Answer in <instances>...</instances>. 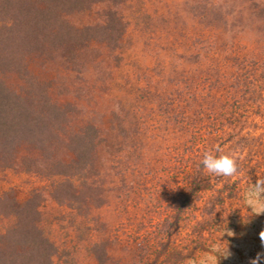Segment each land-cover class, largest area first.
<instances>
[{
	"label": "rangeland",
	"instance_id": "rangeland-1",
	"mask_svg": "<svg viewBox=\"0 0 264 264\" xmlns=\"http://www.w3.org/2000/svg\"><path fill=\"white\" fill-rule=\"evenodd\" d=\"M111 11L123 26L121 38L88 39L27 58L53 102L70 106L66 130L91 123L100 131L84 182L74 179L70 200L54 198L61 176L22 143L9 166L0 161V195L12 190L22 201L40 194V226L56 248L51 264H198L223 241L232 256L219 264H248L262 250L264 214L252 215L243 196L264 177V153L249 154L232 177L209 174L222 193L211 186L192 191L186 179L196 176L199 157L166 148L163 93L167 77L195 68L190 52L202 32L239 50L243 42L264 51V0H103L63 16L81 28L104 23ZM0 78L24 87L12 72ZM72 157L62 148L54 156ZM11 223L0 215V231Z\"/></svg>",
	"mask_w": 264,
	"mask_h": 264
},
{
	"label": "trees",
	"instance_id": "trees-1",
	"mask_svg": "<svg viewBox=\"0 0 264 264\" xmlns=\"http://www.w3.org/2000/svg\"><path fill=\"white\" fill-rule=\"evenodd\" d=\"M98 1L103 0H0V73H14L24 85L12 88L0 78V161L9 166L17 147L30 144L51 161V175L61 176L51 195L64 201L76 189L74 179L84 182L93 166L100 131L91 123L67 131L70 106L53 102L48 85L30 72L27 58L88 39L121 38L116 12H108L104 23L81 28L63 16ZM242 46L240 51L229 39H211L202 32L190 52L195 68L167 77L162 123L171 142L166 148L199 157L194 161L199 166L196 176L186 179L192 191L211 186L223 192L211 185L214 178L201 163L205 152L235 154L238 170L249 154L264 153V51ZM61 148L73 157L56 160ZM40 204L37 192L22 201L12 190L0 195V215L12 218L0 231V264L52 263L56 248L40 226Z\"/></svg>",
	"mask_w": 264,
	"mask_h": 264
},
{
	"label": "clouds",
	"instance_id": "clouds-1",
	"mask_svg": "<svg viewBox=\"0 0 264 264\" xmlns=\"http://www.w3.org/2000/svg\"><path fill=\"white\" fill-rule=\"evenodd\" d=\"M237 159L238 157L235 154L216 156L212 151H208L204 153L201 163L209 174L232 177L236 175L238 171ZM243 204L247 209H251L252 215L260 216L264 214V177L257 178L254 183L250 182L246 187L243 196ZM226 234L229 237L235 235V233L230 230L227 231ZM258 237L262 250L257 252L254 257L250 258L248 264H264V228L259 231ZM223 242L225 243V247L221 248L219 244L215 245L211 250L205 252L201 256L198 264H219L220 258L229 259L232 253L229 250L228 242Z\"/></svg>",
	"mask_w": 264,
	"mask_h": 264
}]
</instances>
